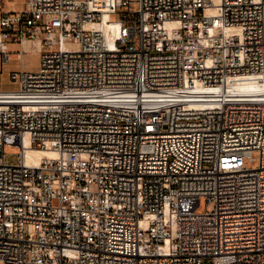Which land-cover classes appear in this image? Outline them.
<instances>
[{"label":"built area","instance_id":"2783aa9c","mask_svg":"<svg viewBox=\"0 0 264 264\" xmlns=\"http://www.w3.org/2000/svg\"><path fill=\"white\" fill-rule=\"evenodd\" d=\"M25 6L0 12L1 64L42 44L0 92V264H264V0Z\"/></svg>","mask_w":264,"mask_h":264},{"label":"rangeland","instance_id":"374dc122","mask_svg":"<svg viewBox=\"0 0 264 264\" xmlns=\"http://www.w3.org/2000/svg\"><path fill=\"white\" fill-rule=\"evenodd\" d=\"M15 9L18 12H23L26 9L25 0H0V12L1 11H11ZM138 6L132 4L129 8L131 11L137 9ZM127 8L119 10L118 14L112 16L113 21H122L124 18V13L127 12ZM124 12V13H123ZM2 28L0 27V31ZM8 52L12 55L17 54L22 51V46L20 42H8ZM41 68V55L37 52H32L30 50L23 49L22 59H13L8 63H0V92H16L19 90V85L13 83L11 77L12 73H36ZM6 161L9 164H16L20 158V150L17 148H6ZM202 213L206 211H213L214 203L208 202L205 198L201 199ZM211 264V263H208Z\"/></svg>","mask_w":264,"mask_h":264},{"label":"bare ground","instance_id":"6f19581e","mask_svg":"<svg viewBox=\"0 0 264 264\" xmlns=\"http://www.w3.org/2000/svg\"><path fill=\"white\" fill-rule=\"evenodd\" d=\"M108 17L106 16L103 22L96 24L94 27L103 35L108 38L109 40L117 37L118 35V24L115 23H108ZM24 49L30 50L32 52H40L42 49V44L39 40H30L25 39L23 44ZM73 48L77 49L76 45H72ZM29 142V141H27ZM57 156L54 151L49 150H41V149H28L26 151V163L28 165L38 167L45 158L53 159Z\"/></svg>","mask_w":264,"mask_h":264}]
</instances>
